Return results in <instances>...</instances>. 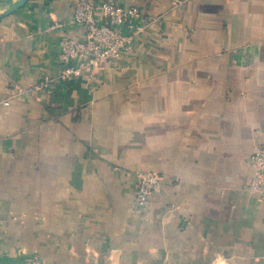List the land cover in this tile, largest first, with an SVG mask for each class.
<instances>
[{"label": "crops", "instance_id": "obj_1", "mask_svg": "<svg viewBox=\"0 0 264 264\" xmlns=\"http://www.w3.org/2000/svg\"><path fill=\"white\" fill-rule=\"evenodd\" d=\"M78 1L0 19V264H264V191L247 187L264 0H114L155 19L132 52L40 89L60 40L85 39ZM136 171L162 176L144 209Z\"/></svg>", "mask_w": 264, "mask_h": 264}, {"label": "built area", "instance_id": "obj_2", "mask_svg": "<svg viewBox=\"0 0 264 264\" xmlns=\"http://www.w3.org/2000/svg\"><path fill=\"white\" fill-rule=\"evenodd\" d=\"M85 39L78 41L62 38L58 45L57 60L62 67L54 79L42 81L39 88H51L55 84L62 87L70 79L91 75L106 63L133 50L134 40L145 35L155 19L146 17L135 5H127L114 0H79L73 15ZM30 89H22L21 93ZM254 174L247 185L250 192L264 191V140L251 156ZM138 178L135 204L144 209L151 197L162 190V176L153 171H136ZM29 264H45L38 256L28 258Z\"/></svg>", "mask_w": 264, "mask_h": 264}, {"label": "water", "instance_id": "obj_3", "mask_svg": "<svg viewBox=\"0 0 264 264\" xmlns=\"http://www.w3.org/2000/svg\"><path fill=\"white\" fill-rule=\"evenodd\" d=\"M29 0H19L16 4H14L13 6L3 10L0 12V19H3L15 12H17L18 10H20L22 7H24L26 5V3Z\"/></svg>", "mask_w": 264, "mask_h": 264}]
</instances>
